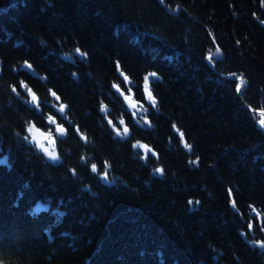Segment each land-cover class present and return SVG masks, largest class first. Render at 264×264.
I'll return each instance as SVG.
<instances>
[{"label": "trees", "instance_id": "1", "mask_svg": "<svg viewBox=\"0 0 264 264\" xmlns=\"http://www.w3.org/2000/svg\"><path fill=\"white\" fill-rule=\"evenodd\" d=\"M166 2L178 3L179 12L159 0H0L3 264H264V254L247 243L264 238V219L258 224L248 211L249 204L264 208V132L252 119L264 108V0ZM216 46L222 55L209 63L205 50ZM76 47L86 60L72 52ZM117 60L137 80L147 70L162 77L154 81L156 129L132 127L159 152L163 177L150 174L151 156L141 163L128 142L113 140L97 123V97L117 78ZM233 72L248 80L242 92L238 77L226 75ZM21 77L44 97L45 110L49 87L71 105L95 138L87 150L112 162L109 184L80 163L84 146L71 125L61 142L63 163L55 166L14 135L27 117L42 123L21 99ZM173 120L192 142L191 153L180 147Z\"/></svg>", "mask_w": 264, "mask_h": 264}, {"label": "clouds", "instance_id": "2", "mask_svg": "<svg viewBox=\"0 0 264 264\" xmlns=\"http://www.w3.org/2000/svg\"><path fill=\"white\" fill-rule=\"evenodd\" d=\"M160 4L171 12H179L180 5L178 3L169 5L166 0H159ZM211 36V30H209ZM215 44V40H213ZM72 52L76 53L79 57L87 59V52L76 47L72 49ZM67 54V53H66ZM222 55V50L219 46L215 48H207L205 50V59L209 63L213 62V57ZM29 72L35 71L34 65L27 60L19 62ZM115 71L117 78H112L108 81V89L105 90V95H99L97 97V112L102 119H98L97 123L104 127L106 125L113 140L120 142H128L130 150L136 158L144 164L148 163L149 156L156 161L154 165H149V172L152 175L163 177L165 175L164 166L160 163L159 152L156 148L146 139L136 136L133 132L132 125H135L139 129H147L153 131L157 125L152 120V113H159L161 111L159 97L156 94L154 87V81H162V77L155 70H147L141 74L139 80L128 73L122 66L119 60L115 61ZM229 77H238V86L240 92L243 91V86L247 85L248 80L244 73L239 75L236 72L226 74ZM42 82L47 80L45 74L38 76ZM11 91L20 96V91L17 90L14 84H9ZM19 88L25 95L21 96L26 104L31 106L36 113L40 114L41 122H38L32 117H27L23 121V132L14 130V135L20 136L23 141L30 146V148L43 158V161H47L51 165H58L63 163L64 156L62 155L61 142L67 140L70 132L67 125L72 126V131L75 132L81 145L84 147L79 154V161L81 164L87 166L91 175L97 177L105 184L111 182L113 176V165L108 157H103L98 162L93 153L88 151V146H94L96 144L95 138L89 133L86 128H82L70 111L71 105L62 98V96L53 88L47 89L48 98L47 106L50 110H45L42 106L41 93L37 91L27 80L22 77L19 79ZM139 89V94L137 92ZM258 113V117L252 118L257 128L264 132V123L261 120L264 119V108L254 109ZM131 117L132 124H129L128 118ZM171 128L173 134L176 135L179 140L180 147L187 153H191L193 150V144L188 140L185 131L179 126V124L173 120L171 122ZM168 143H172L171 136L168 137ZM64 152H69L70 149L65 147ZM199 157L190 159V163L195 164ZM69 173L73 178H77L80 174L75 167L69 166ZM85 189L91 190V184L85 182L82 186ZM96 195V193H92ZM233 209L239 213L240 209L235 203L231 205ZM248 211L253 214L259 224L264 219V208L257 205L249 204ZM248 233L255 232V226L250 219L248 221ZM261 233H264V225L260 227ZM242 238L247 236L243 230H241ZM247 243L255 245L256 250L264 254V238L255 237L247 239ZM3 264V261H0Z\"/></svg>", "mask_w": 264, "mask_h": 264}, {"label": "snow or ice", "instance_id": "3", "mask_svg": "<svg viewBox=\"0 0 264 264\" xmlns=\"http://www.w3.org/2000/svg\"><path fill=\"white\" fill-rule=\"evenodd\" d=\"M262 115H264V113H262ZM261 123H264V119L261 120Z\"/></svg>", "mask_w": 264, "mask_h": 264}]
</instances>
